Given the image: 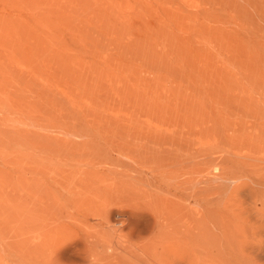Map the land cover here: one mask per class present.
Segmentation results:
<instances>
[{"label": "rangeland", "instance_id": "obj_1", "mask_svg": "<svg viewBox=\"0 0 264 264\" xmlns=\"http://www.w3.org/2000/svg\"><path fill=\"white\" fill-rule=\"evenodd\" d=\"M0 264H264V0H0Z\"/></svg>", "mask_w": 264, "mask_h": 264}, {"label": "bare ground", "instance_id": "obj_2", "mask_svg": "<svg viewBox=\"0 0 264 264\" xmlns=\"http://www.w3.org/2000/svg\"><path fill=\"white\" fill-rule=\"evenodd\" d=\"M248 229L247 228H241V229H238V231H239V237H240V235L243 237V239L245 240V239H248V237L250 238L251 236V234H253L254 233V231L252 232V233H250V232H248L247 231ZM241 233V234H240ZM227 234V233H226Z\"/></svg>", "mask_w": 264, "mask_h": 264}]
</instances>
